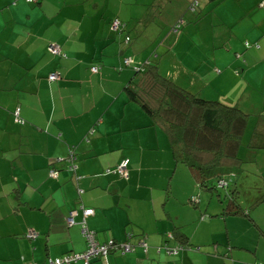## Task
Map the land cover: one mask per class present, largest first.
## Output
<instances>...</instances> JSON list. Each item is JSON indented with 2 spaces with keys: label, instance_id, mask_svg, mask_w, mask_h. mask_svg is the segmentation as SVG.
<instances>
[{
  "label": "crops",
  "instance_id": "0c3cea01",
  "mask_svg": "<svg viewBox=\"0 0 264 264\" xmlns=\"http://www.w3.org/2000/svg\"><path fill=\"white\" fill-rule=\"evenodd\" d=\"M130 1L0 0V264H44L84 250L79 227H67L65 215L75 209L79 220L85 208L93 209L85 220L99 242H120L127 232L131 242L146 237L145 252L140 246L113 251L110 264H264V203L250 207L249 218L216 215L219 198L201 191L189 169L175 163L165 131L127 97L123 88L138 64L121 44L131 41L124 37L133 19L134 30L143 23L132 10L124 12ZM223 1L240 32L231 33L228 47L241 57L222 53L228 58L222 64L213 59L192 76L177 73L202 84L195 94L236 105L253 124L258 117L252 115L261 121L264 115V6ZM114 17L126 22L121 32L111 29ZM50 43L65 55L53 54ZM52 72L57 79L48 78ZM17 108L23 124L15 121ZM70 150L77 155L75 176L59 160ZM123 157L129 158L127 176L105 174ZM241 177L235 178L239 188ZM28 228L36 238L25 236ZM175 228L190 247L176 255L157 252L164 242L177 245L166 236Z\"/></svg>",
  "mask_w": 264,
  "mask_h": 264
},
{
  "label": "trees",
  "instance_id": "16d2710c",
  "mask_svg": "<svg viewBox=\"0 0 264 264\" xmlns=\"http://www.w3.org/2000/svg\"><path fill=\"white\" fill-rule=\"evenodd\" d=\"M28 1L37 2L38 0ZM199 3V0H188V9L195 12ZM259 5L264 6V0H260ZM114 21H118L117 27H113ZM183 23L184 20L179 18L178 21L172 25L173 31L179 32ZM142 25H145L144 21ZM110 26L113 31L121 32L125 29L126 22H123L118 17H114L111 20ZM124 40L125 42L129 41L130 36L127 34L124 37ZM243 44L247 48L250 47L252 43L245 40ZM254 45L259 47V44L257 43ZM59 47V53L51 52L56 55L64 56L65 54L60 45ZM235 52L236 51H233L236 57H241L240 51ZM92 67H96L94 72L98 70L97 65L91 66V71H93ZM123 89L125 90L127 97L130 100L135 101L142 109H144L152 118L153 123L165 131L169 139L175 163L182 164L189 169L201 191H206L210 195H216L220 202L223 203L221 211L216 213V215L225 216L232 214H245L247 217L249 208L242 205L240 200V186L235 182V178L237 175H240V172H243V165L247 161L239 156V149L242 145L248 150L250 149V151L264 149V115L262 116V121L260 119L261 115H257L258 118H256V120L258 122L256 121L255 125H253L248 140L243 142V135L245 134L250 114L245 113L236 105L226 104L218 98L207 99L190 92L176 84L172 79L162 75L159 72L157 63H151L149 61L145 63L144 66L137 67L133 70V74ZM13 113L16 122L21 124L25 122L20 116V113L17 118L15 110ZM92 133L93 130L89 131V134ZM84 140L89 141V137L87 136ZM71 151L72 155L75 157L73 163L76 164L77 155L73 150H70L59 160H64L65 169L75 176L77 164H74V169L69 167L71 162L68 157ZM124 158L128 160L126 165V174L128 175L129 158L123 157L122 159ZM119 162L113 167L106 168L104 170L105 174L114 173L120 176H127L112 171ZM108 169L109 171H107ZM53 170L56 171L57 175V169L50 168L48 171L53 177H56L52 173ZM221 180H224L225 184H221ZM193 196L190 198V203L196 205L199 202V199L193 200ZM260 203H264V195L253 197L248 206L252 207ZM73 210L76 211L75 209ZM69 212L65 215V225L67 227L74 225L79 227L80 233L85 239L86 247L80 252L71 251L57 257H48L44 264H46L49 259H63L66 255L71 256L74 253H84V251L87 250L89 243L86 234L92 232L95 235V232L88 227L85 217L84 219L80 218L79 220H76L75 216L77 213L73 217L74 222L69 225L66 220ZM30 231L31 228H28L25 236L30 239L36 238L37 233L33 236L29 234ZM128 233H131V236H133L132 232H127L126 236ZM169 233L172 235L168 236ZM166 236L168 239L175 238L178 242L177 245L170 246L167 242H164L162 245L156 247L157 252L164 251L167 255H176L180 250L184 249L185 246L190 247L186 241L187 237H185L184 233H182L179 228L169 231L166 233ZM141 240L147 242L145 236H139L136 239V242L132 243L135 244V249L137 246H140L144 251L143 246L138 244ZM148 246L147 242V249ZM175 246L177 247V252L169 254L167 248ZM102 258L103 257L100 254H97L91 256L87 262L88 264H104ZM79 261L86 264L83 259H78L75 263L62 261L60 264H77Z\"/></svg>",
  "mask_w": 264,
  "mask_h": 264
},
{
  "label": "rangeland",
  "instance_id": "374dc122",
  "mask_svg": "<svg viewBox=\"0 0 264 264\" xmlns=\"http://www.w3.org/2000/svg\"><path fill=\"white\" fill-rule=\"evenodd\" d=\"M199 1L195 12L188 9V0H139L135 2L132 0L128 4H123L124 12L132 10L135 16L140 15L143 18L145 24L140 25L143 29L134 30L133 26L138 19H133L131 26L127 29L131 41L128 44L124 42L121 44L125 49L124 52L130 54L138 64L130 67L132 73L135 68L144 66L149 61L157 63L162 75L190 92L195 93L203 88L202 84L193 82L190 76L202 62H207L201 67L205 69L207 64H214L213 59L217 64L228 60L224 54L229 57L234 51L228 47V39L232 32L233 34L240 32H238V23L229 22L231 21L228 17L230 6L227 2L223 0ZM179 18H182L184 23L179 32H174L172 25ZM237 44L241 45L242 41ZM211 47L215 48L213 54L209 52ZM180 70H188L190 76L178 74ZM211 84L216 83L212 81ZM228 86L226 84L225 88ZM206 91L210 92L211 88ZM254 116L257 115H252L251 119ZM253 125L255 123L247 124L243 142H246L251 135ZM239 156L247 160L243 165V172L239 175L243 179L240 200L245 207L250 208L248 203L253 197L261 195L260 190L263 187L264 178L261 174H264V149L250 151L242 145L239 149ZM180 183L182 185V182ZM216 197V195L213 196L218 203ZM220 204L223 205V203Z\"/></svg>",
  "mask_w": 264,
  "mask_h": 264
},
{
  "label": "built area",
  "instance_id": "2783aa9c",
  "mask_svg": "<svg viewBox=\"0 0 264 264\" xmlns=\"http://www.w3.org/2000/svg\"><path fill=\"white\" fill-rule=\"evenodd\" d=\"M118 25V21H114L113 22V27H117ZM48 49L52 52H55V53H59L60 52V47L58 44L56 43H50L49 44V47ZM126 63L129 62V59L127 58L125 60ZM92 70L95 71L96 70V67H92ZM58 75L57 73L55 72H52L48 75V78L50 80H53V79H57ZM18 114H19V109H16L15 110V115H16V118L18 117ZM19 119V118H18ZM74 156L72 155V151L70 152V155L68 157L69 161L71 162L70 164V168L71 169H74L75 168V165L73 163V160H74ZM127 162L128 160L126 158L122 159L119 164L114 168L112 169V171H116L118 173H120L121 175H127L126 174V165H127ZM111 170V169H110ZM109 171V169L107 170ZM52 173L54 175H56V171L53 170ZM221 184H225V181L224 180H221L220 181ZM193 200H196L198 199L197 196H193L192 197ZM93 213V209L91 208H85L83 210V214H84V217L85 216H88L90 214ZM76 214V211L74 210H71L66 218L67 220V223L70 225L74 222L73 220V217L74 215ZM84 219V218H83ZM31 235H35L36 232L34 230L31 229L30 233ZM87 240L89 241L88 243V248L86 251H84V253H74L72 254L71 256H65L63 259H60V258H55V259H49L48 262L46 264H60L62 261H65V262H73L75 263V261H77L78 259H83L84 262L86 264H88V259L91 257V256H95L97 254H100L103 258V263L104 264H110L109 263V260H108V254L111 252V251H120V253L122 254H125V253H128V252H131L135 249V244H133L131 241H130V238L132 237L131 236V233H128L127 236H126V240L124 241H120V242H117V241H114L113 239L111 240H108L106 242H99L95 239L94 237V234L91 232V233H87ZM172 234H168V236H171ZM139 245L143 246L144 248V251H146L147 249V242L145 240H141L138 242ZM160 248V247H159ZM167 252L170 254V253H174V252H177V247H168L167 248ZM261 264V263H260Z\"/></svg>",
  "mask_w": 264,
  "mask_h": 264
}]
</instances>
